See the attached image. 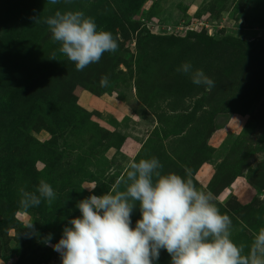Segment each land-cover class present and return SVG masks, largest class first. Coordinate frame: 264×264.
I'll use <instances>...</instances> for the list:
<instances>
[{"label": "rangeland", "instance_id": "obj_1", "mask_svg": "<svg viewBox=\"0 0 264 264\" xmlns=\"http://www.w3.org/2000/svg\"><path fill=\"white\" fill-rule=\"evenodd\" d=\"M57 10L94 18L118 50L77 71L43 23ZM186 61L215 87L177 72ZM151 157L214 194L236 243L264 227V0H0V264H61L50 244L77 202ZM41 178L56 200L22 210Z\"/></svg>", "mask_w": 264, "mask_h": 264}, {"label": "clouds", "instance_id": "obj_2", "mask_svg": "<svg viewBox=\"0 0 264 264\" xmlns=\"http://www.w3.org/2000/svg\"><path fill=\"white\" fill-rule=\"evenodd\" d=\"M47 2L56 5L60 0ZM40 22L35 18V23ZM43 23L52 41L59 44V53L77 71L119 48L110 31L98 29L95 19L80 10H57ZM50 59H57L55 52ZM176 70L196 86L215 87L214 80L191 62H183ZM99 83L108 87L109 78L102 76ZM162 168L156 157L129 160L119 184L78 201L81 215L69 220L56 244H50L51 233L44 243L60 254L61 264H155L162 249L170 255V264H264V227L253 233L250 243H236L233 221L220 211L214 194L198 189L187 169L181 176L163 173ZM56 198V191L43 178L34 191L19 189V206L24 211L42 202L50 206ZM137 204L140 218L132 227ZM23 228L35 233L34 221L24 222Z\"/></svg>", "mask_w": 264, "mask_h": 264}]
</instances>
